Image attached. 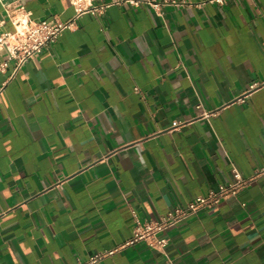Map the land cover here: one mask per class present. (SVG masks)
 I'll return each instance as SVG.
<instances>
[{
    "label": "crops",
    "instance_id": "1",
    "mask_svg": "<svg viewBox=\"0 0 264 264\" xmlns=\"http://www.w3.org/2000/svg\"><path fill=\"white\" fill-rule=\"evenodd\" d=\"M0 0L65 30L16 70L0 48V264H264V175L167 230L175 205L264 164V0ZM175 120L178 123L174 125Z\"/></svg>",
    "mask_w": 264,
    "mask_h": 264
},
{
    "label": "built area",
    "instance_id": "2",
    "mask_svg": "<svg viewBox=\"0 0 264 264\" xmlns=\"http://www.w3.org/2000/svg\"><path fill=\"white\" fill-rule=\"evenodd\" d=\"M74 4L85 0H72ZM91 5L93 0H88ZM117 2L128 3L134 6L148 4L153 7L157 14L162 15L161 1L159 0H116ZM166 1V0H165ZM222 1V0H216ZM110 3H105L92 8H78L77 13L68 19H62L57 15L52 18L33 20L23 6H19L9 16L14 24V29L0 33V48H7L8 58L15 59L16 70L23 64L25 59L33 54L41 52L50 43L67 29H73L77 25V17L83 10L87 9L95 14H100ZM7 66V61L1 63L0 68ZM2 88H0V91ZM178 123L175 120L174 125ZM233 180L227 184H220L218 188L201 193L189 200L185 205H175L158 219H142L138 213H134V227L132 236L124 245L143 241L151 248L163 250L169 243L170 237L167 230L171 226L178 224L183 219L195 214L199 209L214 205L224 198L236 194L240 189L247 186L257 176L264 175V164L256 167L250 175H243L234 166ZM114 250H100L91 254L87 259H79L77 264H93L104 256L111 254Z\"/></svg>",
    "mask_w": 264,
    "mask_h": 264
}]
</instances>
